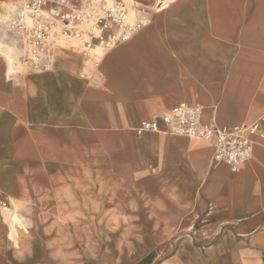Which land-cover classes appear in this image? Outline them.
I'll return each instance as SVG.
<instances>
[{"label": "crops", "instance_id": "1", "mask_svg": "<svg viewBox=\"0 0 264 264\" xmlns=\"http://www.w3.org/2000/svg\"><path fill=\"white\" fill-rule=\"evenodd\" d=\"M20 3L0 0L6 43ZM152 13L96 68L70 48L46 70L21 54L14 75L0 57V264H264V0ZM180 104L206 126L258 123L251 158L233 172L208 142L137 134ZM115 210L129 232L99 234Z\"/></svg>", "mask_w": 264, "mask_h": 264}, {"label": "built area", "instance_id": "2", "mask_svg": "<svg viewBox=\"0 0 264 264\" xmlns=\"http://www.w3.org/2000/svg\"><path fill=\"white\" fill-rule=\"evenodd\" d=\"M11 11L7 25L21 44V68L29 70L50 68L56 39L77 42L82 55L97 66L104 53L146 26L152 13L136 10L141 17L131 20L120 0H21ZM258 131L256 122L234 127L203 125L197 108L180 104L163 114L160 122L141 123L137 134L163 133L208 142L213 160L235 172L251 158L249 136ZM1 207L6 209V204Z\"/></svg>", "mask_w": 264, "mask_h": 264}, {"label": "rangeland", "instance_id": "3", "mask_svg": "<svg viewBox=\"0 0 264 264\" xmlns=\"http://www.w3.org/2000/svg\"><path fill=\"white\" fill-rule=\"evenodd\" d=\"M120 1H122L125 4L128 12H129L130 19L131 20H135V19L141 17L136 12V10H141V9H147V10H151V11H153V10H159L161 8H165V6L169 3L170 0H163L162 1V4L161 3H158L159 0H156L155 3L153 2L154 4L150 7L151 9L143 6V4L136 5L135 2H132V1H129V2H126V0H120ZM156 3H157V5H156ZM155 5L157 7L156 9H155ZM150 15H151V17H150V19H151L154 16V14L151 13ZM7 20H8V18H7ZM142 29H140L139 31H137L128 41H130L137 33H139L140 31H142ZM54 41H55V44L52 46L53 48H52V63H51V67L57 63V61H58V59L60 57H63L64 56V54L67 51V48L68 49L69 48L70 49H73V50L78 51L79 53H81V50L78 48L77 42H75L73 40L56 39ZM17 42H18V40L15 37V35L10 36V39L8 40V43H6L5 41H2V42L0 41V57L5 62L6 69H7V73L10 74V73L13 72L12 75H14V71L17 70V69H15L16 66L18 67V61L17 60H19L18 58H20V56L22 54L21 51H20V48L18 47ZM117 46H115V47H117ZM105 54L106 53H104L100 57L97 66L99 65L100 60L102 59V57ZM10 63H13L14 65L11 66ZM91 66H92V64H91ZM97 66H93V67L96 68ZM100 187L101 188H107V187L113 188V192L115 194L114 195L115 196V200L117 202H119V204L122 203L121 202L122 201L121 200V197H122L121 190L124 187V185L121 183V181H115L114 184H111V180L110 179H106V178L100 177ZM4 202H5L4 200L3 201H0V203H4ZM5 213H6L7 217L14 224H18L20 226V224L22 222L20 221V218L17 215L12 214L9 210H5ZM123 217L127 219V217L125 216V214L123 215V211L115 210L113 212V221L111 223V220H110L111 216L108 217V221L106 220V212L103 215H100V223L103 222L105 225H99L98 226V232H99V234H101V235H110L111 234V231H113L114 233L127 234L129 231L127 229H124V231H123L122 230L123 227H121V225H119V223H121L120 219L123 218Z\"/></svg>", "mask_w": 264, "mask_h": 264}, {"label": "bare ground", "instance_id": "4", "mask_svg": "<svg viewBox=\"0 0 264 264\" xmlns=\"http://www.w3.org/2000/svg\"><path fill=\"white\" fill-rule=\"evenodd\" d=\"M9 9H10V8H9ZM11 9H12V8H11ZM11 9H10V10H11ZM149 17H151V15H150ZM5 38H6V37H5ZM1 39H3V38H1ZM128 40H129V39H128ZM128 40H127V41H128ZM0 41L2 42V41H4V39H3V40H0ZM127 41H125V42H127ZM125 42H123V43H125ZM121 44H122V43H121ZM112 49H113V48H112ZM10 65L13 66L14 64H13V63H10ZM11 69H12V68H11ZM13 69H14V68H13Z\"/></svg>", "mask_w": 264, "mask_h": 264}]
</instances>
